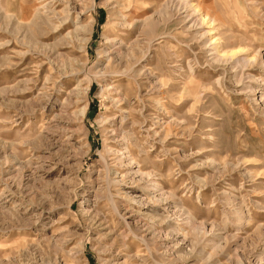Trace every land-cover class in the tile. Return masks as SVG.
<instances>
[{
	"label": "rangeland",
	"instance_id": "374dc122",
	"mask_svg": "<svg viewBox=\"0 0 264 264\" xmlns=\"http://www.w3.org/2000/svg\"><path fill=\"white\" fill-rule=\"evenodd\" d=\"M167 1L72 0L57 59L31 22L70 0H0V264H264V0H181L203 39L141 25Z\"/></svg>",
	"mask_w": 264,
	"mask_h": 264
},
{
	"label": "bare ground",
	"instance_id": "6f19581e",
	"mask_svg": "<svg viewBox=\"0 0 264 264\" xmlns=\"http://www.w3.org/2000/svg\"><path fill=\"white\" fill-rule=\"evenodd\" d=\"M67 1L69 2V0H67ZM71 1L72 0H70V2L67 3V5L64 7L65 16L58 17V24H55L53 22V19H57L56 18L57 14L53 12L52 8L49 7L50 4H48V3L47 4L49 6L44 7L45 5L44 6L42 5V6H40L38 8V11L36 12V14L34 13L35 15H34V18L32 19L31 23L34 24L35 26H37V28H38L37 33L39 34V36H45V34H47V32L49 30L56 37H55L54 41H52L50 43H47V42H44V41L37 40L36 38L31 36L29 38L28 42H29V46L31 47L32 51L34 50L35 52H38V53H40V54H42L44 56L49 52L52 55L54 54L55 56H57L56 57L57 59L59 58V56L62 57V54L59 52L58 49L60 47L65 46L66 45L65 42L67 40H70V37L73 38V34H72L71 30L67 31L64 34H60V30L62 28H64V25L68 21H70V18H72V16H71V14H72L71 13V9H72L71 8ZM175 7H176V11H178V14H179L181 20L183 21V24L185 25V28L187 30H195V32L199 33L200 32L199 30L201 28V23H200L201 20L197 16V12L194 11V10H191L189 8V6H187L186 2L183 1V3H182L181 0H169V1L165 2V3H163V5H162L160 10L155 11L152 14L145 15L143 18H141L139 20V22L141 23L142 26H144V25L148 26V25H151V22L154 21V20L159 22V21H161L163 19H167L169 17L170 11H172V9H175ZM41 8H45V10H42ZM41 22H44L43 24L47 25L49 27V29L46 30L43 27H41V25H42ZM6 24H9V25L12 24L13 29L12 28L11 29L14 30V32L16 33V32H18L19 29H21V24L22 23L20 21H18V20H15L11 15L5 14L4 11H3L2 6L0 5V30H3L4 26ZM76 25H78V24H76ZM76 28H79L80 30L84 29V32H85L84 34L89 33L88 29H86L85 26H83V25H80V26L78 25V26H76ZM75 30L77 31V29H75ZM80 30H78V31H80ZM205 35L206 34L203 33V32L201 34L199 33V37L201 39H203L205 37ZM89 38L90 37L83 36V37H80V38L77 39V40H79L81 42V44L79 43V45H78L80 50H84L85 46L87 45V41L89 40ZM110 42H111V40H110ZM211 44L212 43H207V40L205 42H203V45H204L205 49H207L206 51L208 52V55L210 56V58L211 59H215V60H219L220 59V55L216 52L215 48L211 46ZM118 48L121 49L122 45H119ZM117 51H119V50L115 51V50L112 49V51H108L109 54L108 53L107 54H108V56H110L113 52L117 53ZM4 57H2L0 59L2 61V63L0 62L1 64L8 63V61H7L8 59L6 60V58H4ZM59 60H60V63H57L55 68H57V72L59 73L60 77L62 76L63 78H66V77H70L72 75L77 76L81 72H85L84 66L81 69H78L77 66L72 62L73 60H71V59H66V62H64V60H62V59H59ZM68 60L70 61V63H69ZM229 61H225V62L229 63ZM60 66L62 68L65 67V70H67V71H65V73H61L60 69H59ZM233 71H236V73H239V70L236 67H234ZM134 73H135L136 76H138V75H140V70L137 68V69L134 70ZM48 79H49V77L47 76L45 81H48ZM88 79H86V80H88ZM77 81L78 82L76 84L75 89H73V90H71L69 92L70 95L79 94V90H78L79 88H77V87H79L81 85L82 79L77 80ZM244 88H245V91H246V87H244ZM88 90H89V85L87 87H85V89H83V91H82L83 93L82 94H84V96H85V94H87ZM70 102H71V99L67 98V100L65 102H63L64 103V107L66 105H68ZM85 111H86V105L82 106L79 109L80 116L83 117L85 115ZM55 116L56 117L60 116V113H57ZM166 124L168 125L169 123L167 122ZM135 172H137L139 174H142V176H143L142 172H140L138 170L135 171ZM110 181L111 180H108L107 183H111L112 182V181L111 182ZM153 184L154 183H149L148 182L146 184L147 186L145 187V190L148 191V189H150V188L152 189ZM155 184H156V182H155ZM107 190H108V188H107ZM123 239L125 240V237H123ZM27 249H30V250H32L34 252H37L38 250L41 251L40 243H38V242L33 240V241H31L30 243L27 244ZM45 264H62L61 260H60V257H59V254L57 252H54V255L50 256V258L47 261H45Z\"/></svg>",
	"mask_w": 264,
	"mask_h": 264
}]
</instances>
